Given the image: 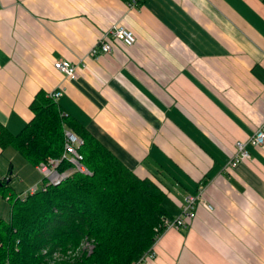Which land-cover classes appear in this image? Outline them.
Wrapping results in <instances>:
<instances>
[{
    "label": "crops",
    "instance_id": "0c3cea01",
    "mask_svg": "<svg viewBox=\"0 0 264 264\" xmlns=\"http://www.w3.org/2000/svg\"><path fill=\"white\" fill-rule=\"evenodd\" d=\"M128 1L0 0V124L18 133L36 93L62 88L64 112L157 181L172 216L200 188L213 204L165 230L148 264H264V144L230 164L264 122V0ZM117 22L136 42L88 55ZM85 56L75 79L54 66ZM8 148L19 152L0 145V178L12 181ZM26 167L21 192L42 181ZM10 213L0 195V215Z\"/></svg>",
    "mask_w": 264,
    "mask_h": 264
},
{
    "label": "trees",
    "instance_id": "16d2710c",
    "mask_svg": "<svg viewBox=\"0 0 264 264\" xmlns=\"http://www.w3.org/2000/svg\"><path fill=\"white\" fill-rule=\"evenodd\" d=\"M31 108L33 118L18 133L0 124L3 149L13 145L37 165L62 154L68 127L83 138L79 150L91 173L74 170L25 197L19 191L10 216L0 215V264H61L47 258L76 249L84 237L94 239L93 252L68 264H134L154 244L156 226L172 216L165 190L139 176L46 90L36 93ZM72 165L65 159L61 169ZM7 178H0V186Z\"/></svg>",
    "mask_w": 264,
    "mask_h": 264
},
{
    "label": "built area",
    "instance_id": "2783aa9c",
    "mask_svg": "<svg viewBox=\"0 0 264 264\" xmlns=\"http://www.w3.org/2000/svg\"><path fill=\"white\" fill-rule=\"evenodd\" d=\"M140 1L141 0H129L128 3L131 7H134L138 5ZM136 39L137 36L134 29L124 23L117 22L99 37L95 45L89 51L88 55L98 56L101 53L112 52L114 49L113 40H120L125 45L131 46L136 42ZM87 56L82 58L81 64L71 62L68 59L58 58L54 61V66L71 79H75L79 75V66L82 65V67H87ZM62 93L63 89L60 88L51 91L49 95L57 99ZM65 135V149L62 154L59 156H50L47 160L40 161L36 167L42 174V181L38 184L36 183L32 185L25 191H22L20 196L25 197L29 193H34L39 189H45L47 188V185L51 183L58 184L68 177L74 170L91 173L90 169L82 162L84 155L79 150V146L84 142L83 138L68 127L65 128ZM248 143L256 146L264 144V122L256 129L254 135H252L247 141L242 139L237 140V151L230 161L232 166L237 165L240 161L250 157L249 150L247 149ZM65 159L70 160L73 165L71 167L61 169V164ZM202 201H205L207 206L213 209V204L209 202L204 195V188H200L195 193L190 192L186 194L181 212L175 216H165L161 224L156 226V240L165 230L169 228H180L188 225V222L196 217L197 205ZM154 244L137 261H135L134 264H148V260L156 256ZM94 247V239L86 237L85 240L81 242V246H78L76 249H69L66 252L61 250L54 251L50 260L52 262H56L58 260L62 261L66 258L74 260L76 257L83 255V253L91 254ZM43 252L46 253L47 249H44ZM63 264H66V262Z\"/></svg>",
    "mask_w": 264,
    "mask_h": 264
},
{
    "label": "rangeland",
    "instance_id": "374dc122",
    "mask_svg": "<svg viewBox=\"0 0 264 264\" xmlns=\"http://www.w3.org/2000/svg\"><path fill=\"white\" fill-rule=\"evenodd\" d=\"M10 149L11 148H8L6 151H7V158H9V162L11 160L10 164L13 163V167H12V170H13V179L6 186H0V195L1 196H4V197H8L9 196V203L12 204L14 198L19 194V190L20 189H18L19 188L18 185H20V184H22V185L23 184H27L26 182L28 180H30L29 174H30L31 170H27L26 165H29V167L32 168V174H31V176L33 178L35 177L36 180H40V179H42V176H41L40 172L38 170H36V166H35V164L32 161L28 160L20 152H18L14 157H12L11 156V150ZM24 163H27V164L25 165ZM22 178H24L27 181H24L23 182L22 181L23 180ZM25 190H23V191H25ZM10 196H12L11 199H10ZM83 240H85V237L82 239V241ZM79 246H81V243H80ZM47 259L50 260V258H47ZM70 260H71V258H69V259L66 258V259H64L62 261H59L58 260L56 262L57 263H61V264H63V263L66 262L68 264L69 262L72 261V260L71 261ZM50 262H52V261L50 260ZM56 262H52V263H56Z\"/></svg>",
    "mask_w": 264,
    "mask_h": 264
},
{
    "label": "water",
    "instance_id": "95a60500",
    "mask_svg": "<svg viewBox=\"0 0 264 264\" xmlns=\"http://www.w3.org/2000/svg\"><path fill=\"white\" fill-rule=\"evenodd\" d=\"M8 182L10 181V177L7 178Z\"/></svg>",
    "mask_w": 264,
    "mask_h": 264
}]
</instances>
